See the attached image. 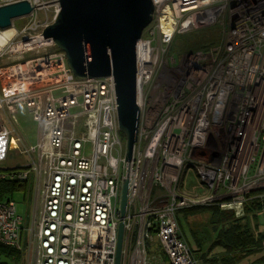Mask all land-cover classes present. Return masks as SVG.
I'll use <instances>...</instances> for the list:
<instances>
[{
    "label": "built area",
    "instance_id": "obj_1",
    "mask_svg": "<svg viewBox=\"0 0 264 264\" xmlns=\"http://www.w3.org/2000/svg\"><path fill=\"white\" fill-rule=\"evenodd\" d=\"M20 2L33 8L21 18L28 23L0 29L13 32L0 46V61H11L0 67V183L36 177L28 264H115L125 180L122 264H200L181 211L215 206L242 218L251 194L264 200V0H152L153 21L136 48L141 117L130 163L113 77H76L44 38L59 0H0V8ZM216 25L219 46L190 56L182 75L164 81L175 38ZM22 107L38 138L24 150L29 165L6 171L1 164L22 143L12 128ZM189 170L202 194L182 190ZM22 232L15 203L0 199V244L23 251ZM155 240L168 263L149 253Z\"/></svg>",
    "mask_w": 264,
    "mask_h": 264
},
{
    "label": "water",
    "instance_id": "obj_2",
    "mask_svg": "<svg viewBox=\"0 0 264 264\" xmlns=\"http://www.w3.org/2000/svg\"><path fill=\"white\" fill-rule=\"evenodd\" d=\"M60 13L43 33L67 57L78 78L113 77L118 105V125L131 162L140 131L141 112L136 94V48L152 23V0H59ZM33 12L28 2L0 8V29ZM128 180L122 189L116 263L122 264Z\"/></svg>",
    "mask_w": 264,
    "mask_h": 264
},
{
    "label": "rangeland",
    "instance_id": "obj_3",
    "mask_svg": "<svg viewBox=\"0 0 264 264\" xmlns=\"http://www.w3.org/2000/svg\"><path fill=\"white\" fill-rule=\"evenodd\" d=\"M45 2H54L55 0H44ZM43 16V14H41ZM28 23L27 19H20L14 21V29L21 30L26 24ZM223 34L222 29L219 25L213 26V27H196L191 33L177 37L173 44L170 47V54L169 58L174 57V63H166V69H168L165 73L164 81L173 82L176 80L179 75H182L185 66L187 63V60L190 56L194 55L195 53L199 51H204L213 48L218 47L219 45V39L221 38V35ZM189 43L190 47L184 48V42ZM209 43H214L211 48L207 49H198L196 48L199 45H206ZM183 46V47H182ZM184 48V49H182ZM26 59L30 58L29 55H26ZM168 58V61H169ZM11 64V61L3 60L0 61V67ZM162 82V80H160ZM156 90H152L151 92V103H153L158 96V92H155ZM5 119L8 118V116L4 115ZM18 123L17 125H13V130H15V137H20L22 139V143L18 144L20 147V150L11 151L9 152L7 160L1 164V167L4 166H12L16 164H22L26 167L29 165V157L27 154L24 153L25 148L31 145H35L37 138H38V126L31 118V115L29 114V111L22 107L19 109L18 115ZM122 138L124 139V135L122 134ZM20 167V168H21ZM182 190L188 194V195H196V194H202L203 187L200 184L199 179L193 175L192 171L189 170L188 177L184 180V182L181 184ZM23 194L22 192H17L14 195V202L16 204V211L21 212L23 207ZM180 226L182 228V232L184 233V236L188 243L192 246L193 250H197V247L194 243V240L191 235V230H193L200 242L203 243L205 249H207L211 242L215 238L214 231H211L210 226H208V215L206 214H199L195 216H191L188 221H184L181 217L180 219ZM259 224V230H264V212L260 214L258 219ZM185 229V231L183 230ZM27 246V242H26ZM151 248L155 251L152 255L156 256V259H162L163 252L160 249V246L158 245L157 240L153 242L151 245ZM220 257L222 256V250L221 249H215L211 256ZM210 256V257H211ZM163 260V259H162ZM0 261L4 264H21L16 263L12 258L9 257H1ZM1 264V263H0ZM200 264H205L200 261ZM236 264H264V248L261 251L256 252L255 254H251L247 256L246 258L240 260V262Z\"/></svg>",
    "mask_w": 264,
    "mask_h": 264
},
{
    "label": "trees",
    "instance_id": "obj_4",
    "mask_svg": "<svg viewBox=\"0 0 264 264\" xmlns=\"http://www.w3.org/2000/svg\"><path fill=\"white\" fill-rule=\"evenodd\" d=\"M213 44L214 43L206 45L202 44L196 48L207 49L209 47L211 48ZM183 46L184 48L190 47L189 43H186V41ZM16 169H20V167L9 170L7 169L6 171ZM24 189H26V182L4 181L0 183V197L14 194L15 192L23 191ZM257 194L258 193L251 194L252 199L246 204L245 216L242 218H237L233 212L221 211L215 206L195 207L181 211L178 216L179 225L181 224V217L186 222L191 216L206 214L208 215V226H210L211 231L213 230L216 235L214 240L211 242V245L205 249L204 246L206 243L203 245L197 234L191 230L192 238L197 247V250L193 251L201 262L205 264H236L247 256L263 250L264 230H259L258 219L260 214L264 212V200H259L256 197ZM158 245L162 250L161 245L159 243ZM216 248L222 250V256H211L212 252ZM154 252L155 251L151 248V245H149V253L153 254ZM22 255L23 253L21 251H17L0 244V257H9L19 263ZM163 256L166 258L164 253ZM166 262L168 263V260Z\"/></svg>",
    "mask_w": 264,
    "mask_h": 264
},
{
    "label": "crops",
    "instance_id": "obj_5",
    "mask_svg": "<svg viewBox=\"0 0 264 264\" xmlns=\"http://www.w3.org/2000/svg\"><path fill=\"white\" fill-rule=\"evenodd\" d=\"M24 166L22 164H16V165H12V166H4L2 167V169L4 170H9V169H13V168H17V167H21ZM18 192H22L23 196V207H22V211L17 213L22 217L23 219V232H22V240H23V251H21L23 253L21 261L19 263L21 264H28L27 262V256H26V242L28 239V229L31 225V221H32V217L33 214L35 212V209H38L39 204H38V197H37V182H36V177L34 174H32L29 178V180L26 182V189H24L23 191H18ZM17 193V192H15ZM14 194H9V195H5L3 197H0L1 200L3 201H13L14 202ZM15 203V202H14ZM16 205V204H15ZM185 231V229H183ZM184 234V233H183ZM185 237V236H184ZM186 239V238H185ZM191 246V245H190ZM192 247V246H191ZM164 257V256H163ZM1 258V257H0ZM164 261H167V258H162ZM1 264H4L0 261ZM17 263V262H16Z\"/></svg>",
    "mask_w": 264,
    "mask_h": 264
},
{
    "label": "bare ground",
    "instance_id": "obj_6",
    "mask_svg": "<svg viewBox=\"0 0 264 264\" xmlns=\"http://www.w3.org/2000/svg\"><path fill=\"white\" fill-rule=\"evenodd\" d=\"M12 34V31H8L3 36H0V46H2L7 37H10Z\"/></svg>",
    "mask_w": 264,
    "mask_h": 264
}]
</instances>
